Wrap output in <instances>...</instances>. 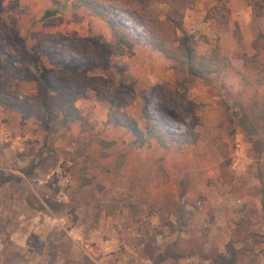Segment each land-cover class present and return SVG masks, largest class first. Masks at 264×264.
<instances>
[{
	"label": "rangeland",
	"instance_id": "374dc122",
	"mask_svg": "<svg viewBox=\"0 0 264 264\" xmlns=\"http://www.w3.org/2000/svg\"><path fill=\"white\" fill-rule=\"evenodd\" d=\"M72 1L0 0V49L12 65L0 70V264H83L85 255L96 264H264V146L238 121L248 113L264 141V0L260 16L251 0L113 3L142 41L150 23L173 15L200 52L218 46L229 64L208 81L144 43L132 56L108 53L100 41L116 46L109 23ZM79 73L104 78L99 88L117 91L142 129L152 118L175 139L135 143L107 123L111 103L80 87ZM46 82L56 111L65 99L53 89L66 90L94 129L72 121L47 135L27 114ZM30 192L63 205L33 208ZM229 245L244 247L241 261L230 262Z\"/></svg>",
	"mask_w": 264,
	"mask_h": 264
},
{
	"label": "trees",
	"instance_id": "16d2710c",
	"mask_svg": "<svg viewBox=\"0 0 264 264\" xmlns=\"http://www.w3.org/2000/svg\"><path fill=\"white\" fill-rule=\"evenodd\" d=\"M136 1L137 0H73L72 5L75 7H84L92 14L109 23L116 37V46L110 48L106 42L100 41L103 50L108 53L132 56L135 53L136 45L144 43L154 50L163 53L167 59L173 62L174 69L187 78L208 81L211 75H218L225 71L228 67L229 59L221 53L218 46L210 53H202L197 48L195 34L179 32L183 24L181 16L176 17L167 15L162 18H157L154 22L149 24L145 40L142 41L141 37L121 22L113 12L114 2H117L119 6H125L129 2ZM251 1H253L255 10L257 11L256 15H262V0ZM56 14L57 9L48 10L44 14L43 19ZM259 36L264 39V33H261ZM93 42L96 43L97 41L93 40ZM68 67L72 68L71 65H68ZM11 68V63L3 59L0 49V70L5 71ZM79 76L80 87L98 89L103 94V97L111 103L107 114V123L114 126L126 127L135 135V143L142 146L145 143H150L152 139H155L161 145L166 146L168 142L175 139L174 133L166 129L163 123L152 118L147 124L146 130L142 129L137 119L123 109V104L117 91L108 92L99 88V81L104 80L101 76H88L85 73H79ZM50 88L49 83L46 82L44 85L45 97L33 111L27 113L31 117L42 119V127L47 135L59 132L72 121H78L83 131L94 129V124L89 116L83 114L81 109L76 105L77 99L66 90L53 89L65 99V105L62 110L60 112L56 111L52 100L48 96ZM224 104L226 109L229 110L230 106L227 103ZM240 114L241 117L238 121L243 133L261 152L264 141L259 137L258 127L255 121L243 110L240 111ZM26 201L31 207L39 210L46 209V207L49 206L52 210L58 211L63 205L62 202L50 200H47L46 205L38 199L34 192L27 194ZM164 224L169 226L173 232L177 230L176 224L169 219L166 220ZM162 233V229L157 228L150 238L155 242L156 236ZM228 247L231 251L229 257L230 262L241 261L243 258L242 254H244V247L240 249H233L231 245ZM83 264H96V262L92 260L90 256L85 255Z\"/></svg>",
	"mask_w": 264,
	"mask_h": 264
}]
</instances>
